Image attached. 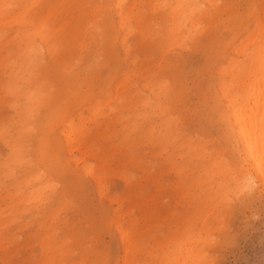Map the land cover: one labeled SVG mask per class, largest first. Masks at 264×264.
<instances>
[{
  "label": "bare ground",
  "instance_id": "1",
  "mask_svg": "<svg viewBox=\"0 0 264 264\" xmlns=\"http://www.w3.org/2000/svg\"><path fill=\"white\" fill-rule=\"evenodd\" d=\"M44 1L0 0V142L5 149L4 156L0 157V198L5 201L4 207L0 209V251L2 253L0 262L4 264L11 262L9 257L6 258V254L11 253L10 247L13 248L20 244L28 245L32 240L39 247L38 261H34L33 256V264H65L76 249L71 243V235H59L60 226L56 225V221L62 207L52 212L48 211L49 213L36 223L35 229L31 230L23 240L21 235L30 223L34 222L36 215L41 213L42 205L48 201L46 191L53 188V183L50 180L46 181L42 172H32L33 163L29 157L27 143L34 128L37 125L40 126V120L44 118L45 114L39 115V111L54 98L55 90L51 88L53 79L50 76L54 75L52 72L56 68L44 69V54L48 55L49 62L61 54L62 42L58 39H61L63 35L65 29L63 25L72 22L70 18L74 14L71 15L69 8L82 4L88 9L87 14L91 17L90 21L93 24L94 18L98 15L103 18L99 34L102 49L116 66L112 78L104 82L97 94H94V99L90 101L93 104L86 107L89 115L94 117L101 114L103 109H107L111 114L109 121L103 123L104 127L97 123L96 129L99 128L101 134H106L109 139L112 136L116 137L118 140L116 148L123 149L127 155V162L132 164L141 156L137 149L142 144L147 143V145L158 147L153 154L156 157L166 154L163 158L164 162L170 163V167L179 174V178H182L187 190L186 198L191 212L185 218L183 230H180L181 232L178 236L175 235L176 237L172 236L171 232L168 233L167 248L161 250L160 255H152L150 257L152 260L146 259L148 262L145 261V264H206L208 253L206 254L205 245L207 234L212 226L209 218L218 205L213 203L215 205L212 207L207 206L208 211L205 213L206 204L215 197L218 198L219 194H224L223 189L228 186L229 181L242 180L250 182L255 187L264 186V0H260L258 4L251 2V14L249 13L251 22L249 21L250 23H247L242 31H236L235 35L233 34L238 35L235 38L238 42L232 41V45L226 44L222 51L217 49L219 62L216 65L213 62L211 67L213 71L208 70L210 74L216 76V95L212 98L210 111L226 121L230 136H233L236 144V149L233 147V150L238 160L234 159L235 161L225 157L221 149L214 148L212 140L186 132L187 117L176 106V97L182 87H175L169 72L171 67L168 55L170 46L172 44L177 46V43L191 40L195 34L203 33L207 26L203 18H206L209 13V9L205 6H213L216 0H151V13L162 11L167 30L164 42L161 44L157 42L159 53L157 59L150 62L148 59L151 53L141 58H138L139 55L138 57L132 55V51L138 50L147 42L146 31L150 27L152 18L145 20L144 27L139 25L142 21V15L139 14L140 9H137L139 0H97L98 3L93 0H49L38 9ZM108 11H112V16L108 15ZM62 13L66 14V17L59 19V14ZM80 33H82L81 28L75 24L72 26V31L67 34L76 43ZM84 34H86L85 31ZM134 35L140 38L137 45L130 42ZM86 39L84 35L79 42V47L86 45ZM118 48L124 55L123 60L130 59L129 65L132 69H129L131 70H122L118 67L122 61L119 59ZM80 61V53H76L74 61L66 60L60 64L61 72L70 73ZM211 64L210 62L206 69ZM138 81H140L139 85L136 84ZM193 114L195 112L191 113ZM78 120H81L80 114H78ZM74 121L73 118L66 120L64 128L60 129V138L64 141L65 151L69 155L75 151L80 153V157H74L72 160L76 166L81 165V170L85 175L92 178L98 196L107 198L109 203L115 204V208L109 214L121 251L115 264H144L140 263L139 257L141 255L150 256L151 251L150 247H148L149 250L143 248V243L146 241L144 236L146 230L141 232L137 230V227L135 229L137 219L133 216L134 209L143 203L137 200L141 195L140 188L142 190V187L123 192L124 194L120 197L108 195L110 185L108 187L106 185V178H108L106 170L110 169V163L107 161L111 155L109 149L105 150L107 143H100V146H96L101 147V150L90 147L88 143L91 142L95 146L94 141L86 140L85 134H82L80 129L83 124L78 126ZM92 121L95 123V119ZM114 125L119 127L115 128ZM93 135L96 139L102 137L95 131ZM225 135L228 136V132ZM57 142L49 144L50 151H53L49 155L58 162H62L60 160L62 150L60 140L57 139ZM88 156L95 160L102 158L99 161L98 170L93 164H84V159ZM186 166L190 167L191 172H188L189 169ZM195 172L197 174H194ZM135 174V172L132 173V175ZM116 177L119 178V176ZM215 177L218 178L217 181ZM121 178L127 186L131 185L130 176L121 172ZM194 188L199 189V192H194ZM234 188L237 189L235 186ZM250 189L253 188L250 187ZM231 195L233 196V192ZM125 201L129 203V206L122 210ZM24 216L28 217L24 218ZM195 227L197 229L194 231ZM155 239L153 235L151 240ZM89 257H91L90 263L94 264L96 259L88 253L81 255L75 263H71L72 261L70 263L84 264Z\"/></svg>",
  "mask_w": 264,
  "mask_h": 264
},
{
  "label": "rangeland",
  "instance_id": "2",
  "mask_svg": "<svg viewBox=\"0 0 264 264\" xmlns=\"http://www.w3.org/2000/svg\"><path fill=\"white\" fill-rule=\"evenodd\" d=\"M48 1L49 0H45L38 9L43 7ZM93 1L97 3L99 2L97 0ZM139 1L140 3L138 4L137 9H140L139 14L142 15V21L139 23V25L144 27L145 20H148L150 17L152 18L150 21V27L146 31L147 42L143 44L141 48H138V50L132 51V55H136L137 57L139 55L138 58H141L143 55L151 53L148 59V62H150L152 60H156L159 55L157 42L161 44L164 42V39H166V22L161 14L162 11L159 10L157 13H151V0ZM248 1L249 0H216L213 6L206 5L205 7L209 9V13L207 14L206 18H203V22L207 23L206 30L203 33L200 32L195 34L191 40H185L183 42L177 43V46H175L176 44H172L174 47L171 45L170 51L168 53L171 60L169 72L172 80L174 81V85L175 87H182L179 95L176 97V106L181 112H183V115L187 117V123H185L186 132L191 135H199L203 138L206 137L205 139L212 140V146L214 145V148L221 149L222 152H224V156L232 160H238V157H235V151L233 150V147L236 149L234 138L233 136H230L229 127L226 121L221 119L216 113L210 111V107L213 103L212 98L214 95H216V76L215 74H210L208 70H210L213 66V62L215 65L219 62L216 53L217 49L222 51L224 50L226 44L230 45L232 41L238 42V39H235L238 35L234 36L235 32L242 31L244 26L251 22L249 19L251 14V4L253 2L258 4L260 0ZM80 5L69 8L71 15L73 13L74 14L72 16L68 15L71 16L70 21L72 20V22H68L67 25H63L65 29L62 34H65L66 36L61 35V39H58V41L62 42L61 54L58 55L55 60L50 62L48 55L44 54V69H47V67L56 68V70L52 72L54 75L50 76L51 79H53L51 88L55 90L53 94L54 98L50 101L51 103L48 102V105L39 111V115L45 114L44 118L42 121L40 120V126L37 125L36 128H34V131H32V135H30L27 143L29 148V157L32 159L33 163L32 172H42L45 176L44 178H46L45 180H50V182L53 183V188L46 191L48 201L46 204L42 205L40 209L41 213L36 215L34 222H31L28 228L24 230L23 234L21 235V239L23 240L28 235V233L31 232V230L35 229L36 223L43 216L47 215L50 211L52 212L56 210L58 207H62L59 211V217L56 221V225L58 227L60 226L59 235H71V243L76 247V249L70 255V259H68L65 264H69L71 261V263H75L76 260L81 257V255H85L86 253L93 255L92 258L96 259L94 264H115V261L119 259L121 251L117 241V233L114 229L113 222H111L109 219V214L112 212V209L115 208V204L109 203L107 198L105 199L104 197L101 198L98 196L96 186L92 178L88 175H85L81 170V165H79L80 167L76 166L72 160L74 157H80V153L75 151L72 155H69L65 151L66 146L64 141L60 138V129L64 128V123L68 118H73L76 125L79 126L83 124V126H80V129L82 134H85L86 140L90 139L91 141H94L95 146H93L91 142L88 143L90 147L95 148L97 145L100 146V143H107L105 150L109 149V154L111 155V158L107 161L110 163V169L106 170V177H108L106 178V185L107 187L109 185L111 186H109L110 188L108 187V195H117L120 197L128 190L130 191L137 189V187H142V190L140 188L141 195L137 198V200L143 203L134 209L133 216L137 219L135 229L137 227V230L141 232L146 230L144 232V236L146 238V241L144 242L146 244L143 243V248L145 247L144 249L147 250L150 249L151 255H141L139 257L140 263L145 264L146 259H148V261L152 260V258H150L152 255H160L161 252L167 248L166 240L168 238V233L170 234L171 232L173 234L172 236L176 237L179 235V232L183 230L185 218L191 212L186 198L187 190L185 189V183L182 182V178H179V174L170 167V163L164 162L163 158L166 156V154L158 155L157 157L153 154L158 150V147L156 148L155 146H151L149 144L147 145V143L142 144L140 148L137 149L140 151L139 153L141 158L138 157L132 164L127 162V155L125 154V151L121 148H116L115 145L118 143L116 137L112 136L111 139H109L106 134H101L99 128L96 129L97 123L101 124V127H104L103 123L109 121L111 114L107 109H103L101 114L94 117L89 115L86 107H89L90 104H93V102L90 103V101L94 99V94H97L99 88L104 82L112 78L113 73L116 70V66L113 65L114 61L112 62V60L109 59L105 54L104 49H102L100 39L101 35L99 34L103 18L98 15L96 18H94L95 22L93 24L92 21H90L91 17L87 14L88 9L85 8L84 5ZM65 12L68 14L67 11ZM110 12L108 11V15L112 16V11ZM59 16V19H61L66 17V14L62 13L59 14ZM73 24L79 25L83 33H80L79 39L76 41V43L75 40H73L72 37L67 34L69 31H72V26H74ZM84 31L86 34H84ZM84 35L85 39L87 38L85 41L86 45L84 47H79V42L82 40ZM92 38H94V40H92ZM139 40V36L134 35L132 36L130 42L137 45ZM91 42L94 43L92 44ZM118 51L119 59L122 60L118 67L122 70L129 68L132 69V66L129 65L130 59L127 61L125 59L123 60V53L119 48ZM76 53H80V63L70 73H62L60 70V64L66 60L74 61ZM210 62L212 64L208 69H206ZM211 71H213V69H211ZM140 81H138L136 84L139 85ZM200 91L203 92L201 93ZM178 104H180V106ZM5 111H8V109H5ZM192 112H195V114L191 115ZM131 113H133V111ZM78 114L81 116L80 121L78 120ZM92 119H95V123L92 121ZM85 121L87 122L84 123ZM114 127L118 128L119 126L114 125ZM94 131L99 133V136L102 135V137L96 139L95 135L92 136ZM227 132L228 136L225 135ZM57 139L60 140L62 149L60 152V160L62 162H58L49 155L53 152L50 151L49 144L54 142L56 143ZM97 149L101 150V147ZM0 153V157H3L5 149L1 142ZM101 159L95 160L88 156L86 159H84V164H93L94 168L98 170V164ZM175 161L177 162L178 160ZM186 168L189 169L188 172H191L190 167L186 166ZM123 170H125V172ZM121 172L130 176V186H127L124 181H121L123 180L121 178ZM131 172L133 174L135 172L136 174L132 175ZM194 174L197 173L195 172ZM116 176H119L120 179ZM217 180L218 178L215 177V181ZM234 186L237 189H235ZM250 187L253 189H250ZM263 187L264 186L261 187V185L258 187L252 186V184H250L248 181H229L228 186H225L223 189L225 193L219 194L220 196L218 195V198L215 197L212 201H210V203L208 202L206 204L205 213H207L208 207L210 208L213 205L218 204L217 208L211 212V217L209 218L212 226L207 234V242L205 245L206 254L208 253V261L206 264H264ZM193 191L197 193L199 192V189L194 188ZM232 192L233 196L231 195ZM51 196L52 198H50ZM230 199L232 201H230ZM0 201L2 202H0L1 209L4 207L5 201L3 198H0ZM127 203V201L123 203L122 210H125L129 206V203ZM27 217L28 216H24V218ZM157 222H159V224ZM196 227H199L198 223ZM196 227L194 228V231L197 229ZM153 235H155L157 240H151ZM146 236H149V239ZM213 236H215V238ZM32 242H30L28 245L20 244L13 248L10 247L9 250L11 253L6 254V258L8 259L9 257L11 262L6 264H33L34 259V261H38L39 247L34 240H32ZM148 247L150 248L148 249ZM157 247L159 248L157 249ZM169 248L170 247L168 246V249ZM1 254L2 253L0 251V255ZM33 256L34 259L32 258ZM90 259L91 257H89V259H87L84 264H91ZM148 261H146V263ZM0 264L4 263L0 262Z\"/></svg>",
  "mask_w": 264,
  "mask_h": 264
}]
</instances>
